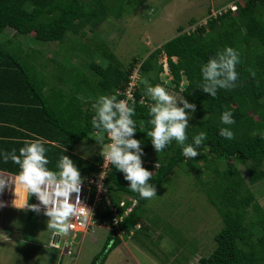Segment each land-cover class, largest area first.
Listing matches in <instances>:
<instances>
[{
	"label": "trees",
	"instance_id": "1",
	"mask_svg": "<svg viewBox=\"0 0 264 264\" xmlns=\"http://www.w3.org/2000/svg\"><path fill=\"white\" fill-rule=\"evenodd\" d=\"M127 1L0 0V37L8 29L16 31L13 38H5L0 43V69L7 82L25 87L3 89L4 93L0 94V120L12 126L16 123L24 130L14 133V128L4 127L3 136L8 139H0V151L16 149L19 154L26 141L43 138L48 149L49 168L55 170L58 158L68 155L79 168L83 183L98 176L104 159L101 152L94 160L86 161L75 155V147L84 142L99 144L100 138L91 123L92 104L100 95H116L122 99L119 92L126 89L139 60L134 58L124 66L108 43L102 42L96 51L93 50L99 58L85 64L86 75L74 78L70 77L71 73L59 75L54 72L48 62L53 60L52 56L45 60L46 56L37 54L31 47L24 54L11 47L14 40L23 35L35 42L60 43L68 34L83 36L86 29L94 32L110 16L120 18L125 11L128 12ZM133 2L131 4H135ZM236 5L237 11L210 16L206 24L191 32L180 28L179 35L163 48L174 76L172 89L196 106L186 129V143H190L200 131L207 133V139L199 149L200 155L193 159L184 157L175 140L157 153L151 138L147 137L151 128L149 105L153 101L146 92L144 81H150L153 86L160 83L165 86L160 79L164 72V65L160 62L162 49L152 52L140 63L139 86L135 99L129 101L135 104V138L143 141V166L153 172L150 182L155 185L156 193L175 169L185 166L221 217L223 228L215 238L216 249L209 257H202L200 264H264V208L253 193L254 187L264 183V0L237 1ZM228 46L239 52V78L234 88L219 89L212 97L198 89L202 80L201 65ZM92 53L90 47L89 51L85 49L88 59ZM38 64L53 78L39 72ZM183 72L189 82L184 91L180 89ZM252 74L254 83L251 82ZM51 84L58 89H46ZM225 110L233 113L234 124L221 123L220 115ZM220 127H229L234 138L228 140L220 136ZM14 137L22 140L14 141ZM103 142H110L106 134ZM238 165L244 166L248 177ZM0 171L15 175L19 166L11 160L5 163L0 159ZM107 187L116 203L124 197L139 201L122 225V229L130 234L143 221L144 207L151 199L141 200L138 193L130 191L124 174L114 166L108 172ZM28 201L36 204L35 196L31 198L29 195ZM113 239L112 234L92 264L106 263L111 251L120 243L116 238L111 246Z\"/></svg>",
	"mask_w": 264,
	"mask_h": 264
},
{
	"label": "rangeland",
	"instance_id": "2",
	"mask_svg": "<svg viewBox=\"0 0 264 264\" xmlns=\"http://www.w3.org/2000/svg\"><path fill=\"white\" fill-rule=\"evenodd\" d=\"M237 1L243 0L131 1L135 4H131L128 0L127 6L130 8L128 12L125 11L120 18L110 16L94 32L86 29L83 36L68 34L60 43L35 42L29 36L23 35L20 39L14 40L11 48H18L24 54L31 47L37 54L46 56L45 60L47 56H52L53 60L49 59L48 62L52 64V68L54 67V72L59 75L71 73L70 77L74 78L86 75L88 69L85 64L88 60L90 62L94 58H99L93 50L96 51L97 46L102 42L108 43L124 66H128L134 58L139 60L137 65H141L142 60L152 52L162 49L160 62L164 65V72L168 68L165 77H169L167 52L163 49L165 44L179 35L180 28H183L184 32H191L197 26L206 24L210 16L227 13ZM15 33L14 29H8L0 37V43H3L5 38H13ZM89 47L93 53L91 57L88 55V59L85 49L89 51ZM160 79L162 81V75ZM162 82L166 88H171L167 89L178 100L184 97L182 93L168 86V82ZM251 82L254 83V74ZM148 83L151 84L150 81ZM98 152H102V146L92 142L81 143L74 150L78 158L86 161L94 160ZM238 166L248 177L244 166ZM185 168V166L178 167L167 177L156 196L144 207L143 221L137 228L140 231L133 238H124L122 243L111 251L105 264H200L202 257H209L215 251V238L223 228L221 217L208 201L206 192L197 186L196 180ZM204 180H207L205 175ZM253 193L255 200L264 208V183L254 187ZM1 198H5L7 204L13 201L7 188L0 193ZM5 214L7 219L13 217L11 219L16 220L14 225L25 231L19 229L16 239L11 242H4L2 240L4 237H1L0 264H92L109 238L107 229L92 228L88 234L79 235L77 241L80 244L76 243L72 246V255L70 249L66 250L64 246H60L58 253L64 259L62 262L55 254L45 256L48 251L45 250L46 247L41 246L50 242L53 234V231L47 228L48 218L45 215L43 219L48 232L40 237L31 234L36 231L40 213L31 211L22 214L6 210ZM6 232L10 233L4 231L3 234ZM24 233L25 235H22ZM19 237H25L29 242L20 241ZM60 237L59 234L54 238L48 248L55 246ZM164 240L168 241L167 249L161 247V242Z\"/></svg>",
	"mask_w": 264,
	"mask_h": 264
},
{
	"label": "clouds",
	"instance_id": "3",
	"mask_svg": "<svg viewBox=\"0 0 264 264\" xmlns=\"http://www.w3.org/2000/svg\"><path fill=\"white\" fill-rule=\"evenodd\" d=\"M239 63V52L233 47L228 46L217 51L201 65L202 80L198 89L215 97L219 89L234 88L239 78ZM144 83L147 85L146 92L153 101L149 105L148 123L151 128L147 131V137L151 138L154 150L160 153L175 140L181 146V154L184 157L193 159L200 155L199 149L207 139L205 131H200L193 136L190 143H186V129L189 127L191 114L195 111V104L189 103L184 97L178 100L163 84L153 86L146 80ZM130 99L131 97L118 99L116 95H100L92 104L94 115L91 123L100 138L103 167L111 164L124 174L130 191L138 193L141 200L151 199L156 196V187L150 182L153 172L143 166V141L135 138L137 121L133 117L136 108L134 103H129ZM220 121L223 125L234 124L233 113L230 110L223 111ZM104 134L109 138V143L103 142ZM219 134L228 140L234 138V132L229 127H220ZM45 143L43 138H36L26 141L19 149V154L16 149L10 152L0 151V159L3 162L11 160L19 166V171L14 176L0 177V193H3L5 188L12 189L14 193L22 189L31 198L35 196L39 203H29L30 200L28 201L26 196L27 209L36 213L43 210V215L48 218V230L64 237L74 228L73 217L79 218L82 226L87 223L88 217L83 214L85 206L80 196L83 179L79 168L68 155L58 158L55 170L49 168L50 161ZM103 179L104 172L100 174V181ZM97 188L102 190L103 184L98 182ZM16 199L13 201L14 206ZM3 206V202H0V207ZM137 226L124 237L109 231V236H114L110 245H113L116 238L120 243L126 237L132 238ZM161 247L167 249L168 241H162Z\"/></svg>",
	"mask_w": 264,
	"mask_h": 264
},
{
	"label": "built area",
	"instance_id": "4",
	"mask_svg": "<svg viewBox=\"0 0 264 264\" xmlns=\"http://www.w3.org/2000/svg\"><path fill=\"white\" fill-rule=\"evenodd\" d=\"M231 9L235 11L237 9V6L233 5ZM140 79L141 65H137L133 70L132 75L130 76V80L126 89L124 91L119 92V94H121L122 96V99H126L128 97H131L129 101H133L135 99V93L139 86ZM103 164L104 159L100 167V172L96 178H88L82 184L80 196L85 206L83 214H86L88 219L87 223L82 226L79 218H72L74 228L70 231L68 235L64 236V238L67 239L66 242H68L70 238L69 244H66L64 246L66 250L70 249V254H72V248H70V246L72 247L75 243L80 244L77 241L79 235L88 234L89 231L94 227H102L110 232L113 231L117 233V235L120 237H124L127 232L122 229V225L126 222L127 217L132 213L134 208L139 204L138 200L133 197H124L119 203H116L114 201L111 195V191L107 187V176L112 165L108 164L104 168ZM102 172H104V179L100 181V174ZM98 182L103 184L102 190H98ZM26 196L27 199H29V195L27 194ZM73 196H75V194H73ZM36 203L39 202L36 200ZM40 215H43V210L40 212ZM58 235L59 234L55 233V238ZM41 246L46 248L48 247L46 245ZM60 246L61 245L59 241L58 243H56L55 246L53 245L50 247L53 249L60 250Z\"/></svg>",
	"mask_w": 264,
	"mask_h": 264
},
{
	"label": "crops",
	"instance_id": "5",
	"mask_svg": "<svg viewBox=\"0 0 264 264\" xmlns=\"http://www.w3.org/2000/svg\"><path fill=\"white\" fill-rule=\"evenodd\" d=\"M36 68H37V70L39 72H41L43 74L45 73L48 77L53 78L52 77L53 75L52 76L51 75H48L47 72H46V70L44 69V67H42L41 65L38 64V66ZM6 80L7 79L4 76V71L2 69H0V94L1 93H4L3 92V89H25V87H23L21 85H12L10 82H7ZM52 86H53V84H51V86L48 87V88H46V89H54V87H55V89H58V86H54V87H52ZM0 105H1V102H0ZM13 124H14V126H12V124L10 125L8 122H3V121L0 120V137H1L0 139H2V140L8 139V138H6V137L3 136V133L6 132L3 129L4 127L14 128V133H15L16 130H19L20 132H23L24 131L23 128H21L20 126H18L16 123H13ZM16 137H14L12 139L14 141H16V139L17 140H22V139L16 138ZM0 175H2V177H12V176H14V175H11V174L6 173V172H3V171H0ZM7 189L9 191L10 196L13 197V201L16 198L17 199L15 201V205L16 206L13 205V201H12V203L7 204V201H6L5 198H1L0 199V202H3V204H4L3 207H0V239H1V237L2 238L4 237L2 239V240H4V242H11V241H13V240L16 239V234H17V232H18L19 229H22V231H25V230H23V228H20V227L14 225V224H16V220L15 219L14 220L11 219L13 217H9L7 219V215L5 214L6 210L16 211V212H19V213L21 212L22 214L23 213H27V212H31V211L29 209H27V207L25 206L27 193H25L22 189H18L16 191V193H14V191L12 189H10V188H7ZM13 193H14V195H11ZM43 216L44 215H39V218L37 219V224H36V226H37L36 231L31 232V234H33L35 236L38 235L40 237H43L44 236V233L48 232V230L46 229L45 219H43ZM9 229H11V230H9ZM4 231H10V233H7L6 232V234H3ZM22 235H25V233L22 234ZM19 238H20V241H23V242H26L27 241V242H29L27 239H25V237H23V238L19 237ZM54 238H55V233L53 232L51 241L50 242H47L44 245H46V246L50 245L52 243V241H53ZM66 240L67 239L64 238L63 236L60 237V240H59L60 241V245L61 246H65L66 244H69L70 238H69L68 242H66ZM59 241H56V243H58ZM70 248H72V247L70 246ZM45 250L48 251V252L47 251H44V253L47 252L45 254V256H47L48 254L49 255L55 254L56 255V258L57 259L59 258V261H62V262L64 261V259L61 258L62 255H60V253H58L59 250H54V249L48 248V247L45 248ZM66 255H68V254H66ZM70 255H72V254H70ZM70 255H68V256H70ZM58 263H60V262H58Z\"/></svg>",
	"mask_w": 264,
	"mask_h": 264
},
{
	"label": "water",
	"instance_id": "6",
	"mask_svg": "<svg viewBox=\"0 0 264 264\" xmlns=\"http://www.w3.org/2000/svg\"><path fill=\"white\" fill-rule=\"evenodd\" d=\"M167 70V71H166ZM166 70H165V72H168V68H166ZM165 72H163L161 75H162V81H166V82H168L167 84H168V86H171V87H174V83H173V78H174V76H173V74L170 72L169 73V77H165L164 76V73ZM188 85H189V82H188V79H187V76H186V74L183 72L182 73V86H181V90L182 91H184L187 87H188Z\"/></svg>",
	"mask_w": 264,
	"mask_h": 264
},
{
	"label": "bare ground",
	"instance_id": "7",
	"mask_svg": "<svg viewBox=\"0 0 264 264\" xmlns=\"http://www.w3.org/2000/svg\"><path fill=\"white\" fill-rule=\"evenodd\" d=\"M167 71V70H166ZM164 76H166V73H164ZM23 192V191H22ZM22 194V193H21Z\"/></svg>",
	"mask_w": 264,
	"mask_h": 264
}]
</instances>
